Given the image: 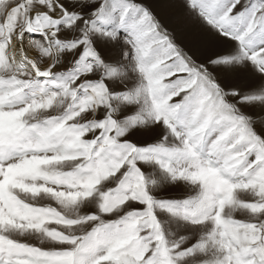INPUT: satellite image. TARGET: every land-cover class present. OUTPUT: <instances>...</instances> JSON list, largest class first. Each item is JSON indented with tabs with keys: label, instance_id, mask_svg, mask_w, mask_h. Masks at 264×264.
Instances as JSON below:
<instances>
[{
	"label": "clouds",
	"instance_id": "1",
	"mask_svg": "<svg viewBox=\"0 0 264 264\" xmlns=\"http://www.w3.org/2000/svg\"><path fill=\"white\" fill-rule=\"evenodd\" d=\"M5 11L6 6L0 15ZM30 43L42 48L37 42ZM126 64L131 73L127 76L132 82L129 91L136 97L143 119L135 123L117 120L115 133H109L110 125L101 128L99 121L89 119V112L94 115L95 109L70 104L66 86L71 87L69 95L76 93L78 100L88 95L77 92L79 85L70 76L54 75L53 81L63 83L50 86L44 95L32 94V89L25 92L26 84L0 91V113L6 114L8 126L16 125L12 132L16 147L8 159L0 160V169L21 166L36 170L34 175L16 177L22 185L11 189L16 213L10 214L5 207L0 216L3 234L21 244L22 253L55 264H161L162 247L171 251L182 237L212 233L217 243L209 244L207 256L213 258L222 255L219 241L229 239L219 221L244 222L240 224L242 233L249 221L264 224V218L245 206L244 202L253 199V190L242 187L252 174L251 166L241 154L242 146L223 135L227 122L219 112L199 129L207 113L203 109L197 112L198 93L181 96L185 91L181 78L171 79L174 73L167 67L156 68L152 76L158 82L150 83L132 61ZM10 76L0 72V81L7 82L5 77ZM156 104L166 106V112L175 111L179 123L165 128ZM158 123L160 137L149 143L166 137V143L180 151L178 159L165 164L176 177L171 179L165 171L169 184L180 185V190L164 197L174 203L163 207L167 220L160 223L161 197L152 186L135 188L133 172L125 163L140 155L138 149L148 147L129 139L131 133ZM202 173L215 183L222 182L223 190L213 186L206 194L208 189L199 179ZM230 185L232 193L227 199ZM133 197L145 202H134Z\"/></svg>",
	"mask_w": 264,
	"mask_h": 264
},
{
	"label": "snow or ice",
	"instance_id": "2",
	"mask_svg": "<svg viewBox=\"0 0 264 264\" xmlns=\"http://www.w3.org/2000/svg\"><path fill=\"white\" fill-rule=\"evenodd\" d=\"M39 8L50 18L51 25L60 30L56 32L57 39L67 29H76L70 41L75 59L91 68L82 79L95 80L100 87H106L104 77L117 73L108 61L122 46L124 61H132L150 83L158 82L152 76L156 68L167 67L174 73L171 79L181 78L185 88L181 96L187 98V92L199 94L197 112L203 109L207 113L199 129L219 112L227 122L223 135L231 136L235 144L242 146L241 154L251 166L252 174L242 187L253 190V199L244 202L245 206L264 218V85L257 88L243 67L250 63L264 80V0H85L79 7L69 0H41ZM31 20L29 13V25L18 37L12 35L11 28L7 30V39L0 35V72L11 73L7 82L0 81V91L15 90L24 84L17 79L20 66L8 52L9 41L16 40L17 47L22 49L30 35L38 45L45 35L52 39L48 28L41 34ZM15 59L29 69L35 63H29L19 54ZM135 91L138 96L139 89ZM119 94L126 100L136 98L132 91ZM154 107L158 116L163 115L165 128L179 123L175 111L166 112V106L160 104ZM5 115L0 113V130H3L0 160L8 159L16 147L12 136L16 125L8 126ZM137 118L133 116L131 121L135 123ZM188 135H193V131ZM155 137H160L159 123L153 128L136 129L128 138L137 144H147L143 151L151 150L169 160L179 158L178 149L166 147V137L149 143ZM141 164L136 165L137 175L143 172ZM162 167L171 179L176 178L170 167L165 164ZM22 169L25 168L0 169V216L5 207L10 214L16 213L11 189L22 186L16 179ZM199 179L208 189L206 194L213 186L215 190H223L222 182L215 183L206 174L202 173ZM232 187L227 188V199L231 197ZM159 203L163 208L174 202L160 200ZM4 220L12 222L7 217ZM245 227L243 237L233 234L230 240L219 241L220 257L207 256L209 244L217 243L215 235L209 233L207 237H182L171 251L167 246L162 247L161 264H184L188 260L194 264H264V224L249 221ZM22 247L0 228V264H55L22 253Z\"/></svg>",
	"mask_w": 264,
	"mask_h": 264
},
{
	"label": "rangeland",
	"instance_id": "3",
	"mask_svg": "<svg viewBox=\"0 0 264 264\" xmlns=\"http://www.w3.org/2000/svg\"><path fill=\"white\" fill-rule=\"evenodd\" d=\"M41 0H0V9L6 11L3 15H0V35H4L7 39L8 28L12 29V35L17 36L19 32L22 33L29 25V13H32L31 24L41 34H44V29H50L52 39L49 40L45 35L44 40L40 42L41 49L34 47L30 41H33V37L30 35L25 38V42L29 44L32 52H26L20 57L27 59L29 63L34 61L33 54L37 55V61L32 63V68L29 69L27 65H21V61L15 59L16 53H14V62L20 66L17 70V79L22 80L26 87L25 92L32 89V94L44 95L49 87H56L63 83L62 81H53V76H70L76 84L79 85L77 92L88 93V95H81L80 99H77L76 93L71 92V87L66 86L65 96L68 98L72 106L82 105L85 108L95 109V114L90 111L89 119L99 121L101 128L108 124L109 133L117 132L115 127L116 121L120 119L131 120L133 116L138 117L137 120L143 119L142 115L138 111V101L126 100L122 94L123 91H129L132 82L127 80V76L131 75L128 71L126 62L123 59V50L120 46L118 54L110 61L113 67L116 68L117 73L111 77L105 76L103 82L106 87H100L99 83L95 80L82 79L88 71H91L89 65L81 63L75 59V53L73 51V44L70 42L72 36L75 34L76 29H67L64 36L60 39L56 38V32L60 31L51 25L50 18H46L41 9L39 3ZM85 0H69V3L73 6L79 7ZM36 13H40L39 16ZM38 24V25H37ZM40 27V28H39ZM38 38V37H37ZM10 40L8 52L10 53L11 44ZM33 53V54H32ZM27 55V56H26ZM50 71L44 72L43 69L49 68ZM247 78L253 82L257 88L264 85V80H261L260 74L256 68L250 63L243 65ZM10 77H5L9 79ZM34 78V79H32ZM51 81V84H50ZM159 138V137H155ZM166 147H174L166 143ZM140 155L130 160L125 161L128 167L132 170L134 175L133 186L137 189H147L152 186L156 195L161 197V200H166L170 193L178 192L180 185H170L167 176L165 175V169L162 164H171L173 160H169L167 157L161 156L151 150L143 151L138 149ZM142 163L141 167L143 172L137 175L136 165ZM22 176L34 175L36 170L32 168H25L20 170ZM134 202L144 203L137 197H133ZM158 223L167 220L165 209L160 208L157 212ZM244 222L237 221L233 224L223 223L222 228L229 236V240L233 234L243 237L245 232H241L240 224ZM163 227V224H162ZM168 227H171V222L168 223Z\"/></svg>",
	"mask_w": 264,
	"mask_h": 264
},
{
	"label": "bare ground",
	"instance_id": "4",
	"mask_svg": "<svg viewBox=\"0 0 264 264\" xmlns=\"http://www.w3.org/2000/svg\"><path fill=\"white\" fill-rule=\"evenodd\" d=\"M37 25H38V24H37ZM39 28H40V27H39ZM49 33H50V29H49ZM20 34H21V33L19 32L18 36H19ZM46 36H47V35H46ZM47 37H48V36H47ZM16 52H17V53H16ZM26 52L31 53L32 50H31L29 44L25 42V40H24L23 48H22V49L17 47V42H16V41H13V42H12V44H11V48H10V54H11V55H14V53H16V55L19 54V56H21L22 54L24 55ZM32 54H33V53H32ZM14 56H15V55H14ZM26 56H27V55H26ZM32 56H33V58H34V61L36 62L37 59H38V58H37V55H36V54H33Z\"/></svg>",
	"mask_w": 264,
	"mask_h": 264
}]
</instances>
